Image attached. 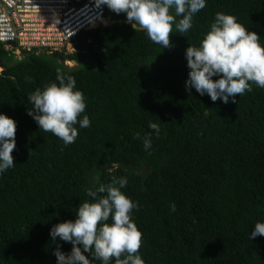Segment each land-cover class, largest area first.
<instances>
[{
	"label": "trees",
	"instance_id": "1",
	"mask_svg": "<svg viewBox=\"0 0 264 264\" xmlns=\"http://www.w3.org/2000/svg\"><path fill=\"white\" fill-rule=\"evenodd\" d=\"M105 8L111 22L76 34L72 52L17 54L16 43L0 42V114L17 126L15 166L0 173V264H57V248L70 254L72 244L50 230L74 222L80 203L92 200L87 190L113 176L128 178L121 191L139 205L132 216L145 264H264V236L249 238L264 222V88L253 84L227 104L186 88V49L200 45L218 12L264 45V0H206L192 28L171 34L163 49ZM57 69L75 78L87 105L80 118L91 121L76 125L67 146L27 114L28 94L59 83Z\"/></svg>",
	"mask_w": 264,
	"mask_h": 264
},
{
	"label": "clouds",
	"instance_id": "2",
	"mask_svg": "<svg viewBox=\"0 0 264 264\" xmlns=\"http://www.w3.org/2000/svg\"><path fill=\"white\" fill-rule=\"evenodd\" d=\"M95 5H106L116 14H126L134 29L138 26L163 49L172 47L171 34L183 35L192 28L193 16L206 7V0H95ZM186 60L190 69L186 88H194L201 96L207 94L213 102L220 99L227 104L231 97V102L237 103L236 97L251 92L253 84L264 88V45L257 33L238 23L233 15L218 12L200 45L186 49ZM214 76L220 78L214 80ZM26 79L32 82L31 77ZM56 80L59 83L46 84L43 89L37 87L28 94L32 107L27 114L39 129L50 132L67 146L79 136L76 125L88 128L91 121L87 115L80 118L87 105L84 93L75 90V78L57 69ZM149 128L159 136L158 123L150 122ZM16 130V122L0 114V173L15 166L12 153L16 148ZM134 138L140 139V134L136 133ZM143 147L145 151L152 148L151 133L143 138ZM127 184V177L113 176L110 183L88 189L87 196L92 200L80 203L75 221L52 227L50 236L54 241L59 237L72 244L70 254L55 250L57 264H93L94 260L102 264L113 260L114 264H145L139 255L143 234L132 216L139 205L121 191ZM170 211H176L174 203ZM257 236H264V222L255 224L249 238ZM84 253H91L92 259Z\"/></svg>",
	"mask_w": 264,
	"mask_h": 264
},
{
	"label": "built area",
	"instance_id": "3",
	"mask_svg": "<svg viewBox=\"0 0 264 264\" xmlns=\"http://www.w3.org/2000/svg\"><path fill=\"white\" fill-rule=\"evenodd\" d=\"M105 13V5L97 8L95 0H0V42L16 43L17 54L21 48L50 52L100 22Z\"/></svg>",
	"mask_w": 264,
	"mask_h": 264
},
{
	"label": "rangeland",
	"instance_id": "4",
	"mask_svg": "<svg viewBox=\"0 0 264 264\" xmlns=\"http://www.w3.org/2000/svg\"><path fill=\"white\" fill-rule=\"evenodd\" d=\"M106 22V23H105ZM111 22V20L108 18V16L106 15L105 17H104V19L101 21V25H105V24H108V23H110ZM100 24H96V25H93L92 26V28H94L95 26H97V25H100ZM57 50H64V51H66V52H72L73 50H74V48H73V44L71 43V42H69V43H67L64 47H59ZM52 51V50H51ZM50 51V52H51ZM50 52H48V53H50ZM65 64L67 65V66H74V65H76V63L73 61V60H67V62H65Z\"/></svg>",
	"mask_w": 264,
	"mask_h": 264
},
{
	"label": "water",
	"instance_id": "5",
	"mask_svg": "<svg viewBox=\"0 0 264 264\" xmlns=\"http://www.w3.org/2000/svg\"><path fill=\"white\" fill-rule=\"evenodd\" d=\"M2 70V66L0 65V71Z\"/></svg>",
	"mask_w": 264,
	"mask_h": 264
}]
</instances>
